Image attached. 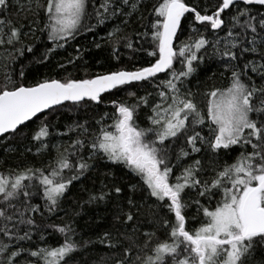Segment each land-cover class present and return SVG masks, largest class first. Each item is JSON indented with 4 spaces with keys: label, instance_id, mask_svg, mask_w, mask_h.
<instances>
[{
    "label": "snow or ice",
    "instance_id": "1",
    "mask_svg": "<svg viewBox=\"0 0 264 264\" xmlns=\"http://www.w3.org/2000/svg\"><path fill=\"white\" fill-rule=\"evenodd\" d=\"M100 27L117 64L121 47L152 59L82 78L27 83L32 61L13 74L26 52L45 64ZM0 48V139L23 137L25 153L50 156L40 167L0 161V264H73L95 244L109 253L100 264H264V0H0ZM62 109L98 115L59 131ZM100 162L130 174L122 184L105 172L85 201L114 204L110 227L84 240L71 220L44 223Z\"/></svg>",
    "mask_w": 264,
    "mask_h": 264
},
{
    "label": "trees",
    "instance_id": "2",
    "mask_svg": "<svg viewBox=\"0 0 264 264\" xmlns=\"http://www.w3.org/2000/svg\"><path fill=\"white\" fill-rule=\"evenodd\" d=\"M146 3H153L154 0H145ZM209 5L215 4L218 0H207ZM119 23V21H112L110 24ZM133 27H138V25H133ZM108 29L100 27L95 29L93 32H87L78 35L74 40H70L65 48L57 49L52 53V58H50L45 64H35V57L33 53H25L24 56L20 57L12 64V68L15 72H18L20 67L29 64L30 61L33 62L32 69L28 75L27 83H32L34 79H42L45 76H52L55 78H62L65 75L71 73L73 78H82L85 76V71L89 76L95 75L97 73H103L110 70H115L117 67H126L132 69L133 67H139L145 65L152 58L147 56L146 51H136L130 52L129 50L121 47V61L119 64L113 60L109 53L111 52V46L104 42ZM131 31V29H129ZM45 37H40L39 40L35 42L34 51L36 55L41 54L45 50V45L47 44ZM95 43H101V47L98 49L95 47ZM135 47L139 48L140 45L137 44ZM145 47H147L145 45ZM77 49H80L79 53L82 55L83 60H76L75 64H69V59H74L78 53ZM9 56V51L0 48V73L3 72V64L6 62V58ZM132 56L133 59L129 60L128 57ZM65 64L67 71L59 68V64ZM208 68L211 71L208 72V76L212 75V72L217 73L222 69L218 68V61L208 60L206 61ZM207 80V77H201ZM216 84L220 85L222 81L217 78ZM212 81H208L211 84ZM201 88L205 85L201 84ZM193 91H196L195 84L192 85ZM132 90H135L134 88ZM123 92L117 93V97H124ZM116 98V97H113ZM198 102L203 101V97H197ZM104 111H110L105 105L99 106L98 112L103 113ZM97 110L92 109H78L75 111L61 110V112L56 114V118L53 120V124L56 130L65 131V125L70 124L73 121L79 120L83 122L85 119L91 121L94 116L98 115ZM52 119V117H49ZM145 120L143 113L141 114V121ZM39 121L35 124H31L32 128H35ZM143 126V124H142ZM75 135V134H73ZM66 140L67 137L61 138ZM56 139H53V143ZM27 141L23 137H17L15 139L9 137L7 140L0 139V161L9 166L31 164L36 167L43 166L50 160L48 154H43L41 156H35V148H33L32 153H25V145ZM30 146V145H29ZM22 153H24L22 155ZM55 153L53 152L52 155ZM111 171L114 174V178L122 183L127 184L130 178V174L127 173V169L122 166L117 165H105L104 162H100L99 171H93L89 175L91 179H85L83 184H75L68 198L64 201L62 210L59 211L56 216L51 218H46L43 220L44 223L54 222L56 224H62L64 221L71 220L74 223V227L77 229L78 236L77 239L83 237L84 240L89 238L96 239V234L103 231L104 229L110 227L112 214L115 211L113 203L109 204H87L85 201L88 199L89 192L96 191L101 186V181L104 180V173ZM113 177L110 176L109 180ZM123 178V179H121ZM42 204L43 201H40ZM191 211V210H190ZM78 213V215H77ZM38 222L41 221L39 215L36 216ZM150 225L145 223L143 228L145 230L149 229ZM49 232L51 230L49 229ZM38 240V237H37ZM49 243L55 245L62 237L58 234H52L47 237ZM108 250L100 245L95 244L88 248H84L81 251L74 254L73 264H100L101 257L108 255Z\"/></svg>",
    "mask_w": 264,
    "mask_h": 264
},
{
    "label": "water",
    "instance_id": "3",
    "mask_svg": "<svg viewBox=\"0 0 264 264\" xmlns=\"http://www.w3.org/2000/svg\"><path fill=\"white\" fill-rule=\"evenodd\" d=\"M42 115V114H41Z\"/></svg>",
    "mask_w": 264,
    "mask_h": 264
}]
</instances>
